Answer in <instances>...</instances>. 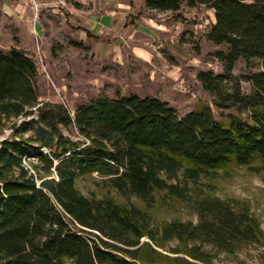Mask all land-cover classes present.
Returning a JSON list of instances; mask_svg holds the SVG:
<instances>
[{
    "label": "trees",
    "instance_id": "1",
    "mask_svg": "<svg viewBox=\"0 0 264 264\" xmlns=\"http://www.w3.org/2000/svg\"><path fill=\"white\" fill-rule=\"evenodd\" d=\"M183 6L214 13L205 38L226 46L213 54L223 74L199 71L196 80L217 109L237 115L216 120L202 105L179 117L166 102L137 95L102 98L71 115L63 105L39 101L31 58L14 48L0 51V134L11 131L0 140V264H149L144 254L163 257L157 250L169 241L181 246L172 254L205 263L188 242L208 236L227 251L229 240L260 236L255 222L245 227L219 200L199 204L200 221L211 217L203 226L170 222L154 231L139 208L89 199L75 187L79 176L97 174L119 195L148 202L155 191L181 199L182 189L168 183L177 174L194 180L234 164L264 175V0H144L158 12ZM239 60L260 68L235 77ZM71 127L86 145L62 134Z\"/></svg>",
    "mask_w": 264,
    "mask_h": 264
},
{
    "label": "rangeland",
    "instance_id": "2",
    "mask_svg": "<svg viewBox=\"0 0 264 264\" xmlns=\"http://www.w3.org/2000/svg\"><path fill=\"white\" fill-rule=\"evenodd\" d=\"M55 10L52 7H38L35 12L27 8L26 11L7 15L0 5V51L14 48L31 58L37 69L39 101L63 105L73 115L76 107L102 98L114 100L117 96L137 95L166 102L179 117L202 105L210 107L216 120L228 114L237 115L234 109H217L213 99L196 80L199 71L223 74L222 65L213 54L216 51L225 52L226 46H215L205 38L211 24L212 10L183 6L180 11L163 17L149 13L157 24L153 28L161 29L160 26L165 24L169 29L168 36L160 39L144 31L143 41L149 44L144 46L152 48L155 54L148 63L138 60L129 47H122L118 42L114 43L112 51L99 54L96 50L98 38L81 42L79 37L83 36L80 28L71 26L65 12L61 14ZM170 15L172 17L168 18ZM159 41H162V45ZM259 68L256 61L248 67L243 60H239L232 74L239 77ZM240 87L243 94L250 93L248 83L242 82ZM61 132L80 146L87 144L72 127ZM10 135L11 131L4 129L0 140ZM177 176V180L168 183L182 189L181 199L166 191L153 192L148 202L131 195H119L105 178L97 174L79 176L75 187L89 199L109 198L121 206L139 208L146 213L154 231H159L170 222L203 226L204 222L211 221V217L204 215L200 221L199 204L219 200L246 221L245 227L249 225L248 222H255L261 232L257 239L251 238L247 243L229 240L227 251L215 247L208 236L188 242V248L199 250L207 261L205 263L183 254H172L171 251L181 246L169 241L157 251L163 257L178 256L185 262H172L146 253L144 257L146 255L149 264H264V175L248 167L230 164L205 172L194 180H185L181 174ZM47 178H54V174ZM141 241L148 240L143 238ZM65 263L69 264L68 261Z\"/></svg>",
    "mask_w": 264,
    "mask_h": 264
},
{
    "label": "crops",
    "instance_id": "3",
    "mask_svg": "<svg viewBox=\"0 0 264 264\" xmlns=\"http://www.w3.org/2000/svg\"><path fill=\"white\" fill-rule=\"evenodd\" d=\"M36 4L37 10L38 7H52L61 14L65 12L71 26L80 28L83 36L79 37L81 42L98 38L96 50L99 54L112 51L114 43L118 42L122 47H129L138 60L148 63L154 52L152 48L144 46L148 44L143 41L144 31L154 34L157 39L168 36V26L163 24L161 29L153 28L157 24L151 17H163L170 12L147 10L144 0H36ZM0 5L7 15L26 11L27 8L33 10L29 0H0ZM210 23V26L214 24L213 11ZM159 44L162 45V41Z\"/></svg>",
    "mask_w": 264,
    "mask_h": 264
},
{
    "label": "built area",
    "instance_id": "4",
    "mask_svg": "<svg viewBox=\"0 0 264 264\" xmlns=\"http://www.w3.org/2000/svg\"><path fill=\"white\" fill-rule=\"evenodd\" d=\"M30 4H31V8L33 10H35V12L37 11V4H36V0H29Z\"/></svg>",
    "mask_w": 264,
    "mask_h": 264
}]
</instances>
